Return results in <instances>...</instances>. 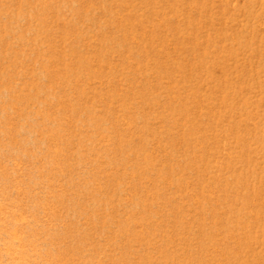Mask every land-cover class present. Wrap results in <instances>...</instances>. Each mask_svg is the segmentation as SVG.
Instances as JSON below:
<instances>
[{"label":"rangeland","instance_id":"1","mask_svg":"<svg viewBox=\"0 0 264 264\" xmlns=\"http://www.w3.org/2000/svg\"><path fill=\"white\" fill-rule=\"evenodd\" d=\"M0 264H264V0H0Z\"/></svg>","mask_w":264,"mask_h":264}]
</instances>
